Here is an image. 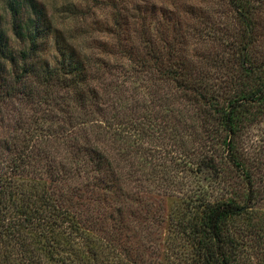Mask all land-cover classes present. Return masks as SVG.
<instances>
[{
  "label": "trees",
  "instance_id": "trees-1",
  "mask_svg": "<svg viewBox=\"0 0 264 264\" xmlns=\"http://www.w3.org/2000/svg\"><path fill=\"white\" fill-rule=\"evenodd\" d=\"M120 1L121 7L119 0L103 4L120 28L139 24L130 28L136 42L122 48L129 63L94 61L90 75L91 64L64 52L52 65L33 64L42 11L35 0H9L13 28L27 42L14 57L0 30V264H249L242 258L248 243L232 227L237 219L258 221L252 208L262 159L246 155L239 142L264 121L256 8L250 0H226L233 12L230 32L219 31L214 19H199L196 37L215 42L221 53L205 52L197 63V57L187 58L182 32L169 35L165 25L152 32L138 7L123 14L127 0ZM82 12L84 19L90 16ZM6 63L19 64L17 71L6 72ZM207 69L212 78L204 77ZM128 70L154 83L145 92L136 88L130 103L119 107L123 92L129 99L120 76ZM170 81L189 102H179V115H173L179 124L172 126L186 131L188 119L210 152L201 160L218 159L216 195L187 193L183 213L167 211L161 200L166 195L155 193L175 183L166 171L173 157L149 143L170 128L152 122L174 111L165 107L162 85ZM162 227L168 232L164 242Z\"/></svg>",
  "mask_w": 264,
  "mask_h": 264
},
{
  "label": "rangeland",
  "instance_id": "rangeland-1",
  "mask_svg": "<svg viewBox=\"0 0 264 264\" xmlns=\"http://www.w3.org/2000/svg\"><path fill=\"white\" fill-rule=\"evenodd\" d=\"M35 1L39 4V10L42 11V13L38 14L41 16L43 31L37 41L38 50L36 51V57L32 58L33 64L37 63L40 66L44 63H49L52 65L56 63V60L63 58V56L65 58L71 57L76 60H83L87 65L91 64L90 75L96 73L94 61H107L114 66L124 65L126 67L128 65L129 61L124 56L122 48L136 42V32L130 30V28L133 29L135 26L138 28L139 24H133L132 22L131 27L122 24L121 28L119 27V20H115L114 24L112 11L103 4L104 1L110 0ZM250 1L256 8L254 18L257 20L258 38L254 54L259 57L264 51V0ZM97 2L100 3L98 4ZM118 4L121 7L123 3L119 0ZM137 7L141 15H145V22L148 21V26H150L152 32L157 28V25L159 28L165 25L166 29L163 28L165 33L167 32L170 35V31L173 34L179 30L185 38L187 37L188 59H192V57L196 59V57L202 56L205 52L211 56L221 53V48L215 42H202L201 39L196 37L195 30H198L199 26H201L199 19L207 21L214 19L219 31H233V12L226 0H180L177 1L176 9H173L172 0H127V9L129 11L121 9V12L123 14H130L133 11L137 13ZM25 8L26 6L23 5L18 13V19L21 22L27 16ZM82 11H88L90 16L84 19ZM12 15L13 12L9 6V0H0V30L3 32L4 44L7 46V51L12 53V56L17 57L19 51L26 45L27 40L26 36L21 38L20 35L16 34L13 28ZM61 52H64L63 56L60 55ZM199 60L198 58L197 63H199ZM6 66V72L15 73L19 64L6 63ZM128 71L129 73L122 72L120 76L126 79L124 85L128 87L129 99L126 100L127 91L123 92L119 96L121 98L119 107L130 103L132 97L130 94L132 92H137V90L145 92L144 86L152 87V83H154L153 79L147 75L136 74L131 70ZM116 74L114 73V75ZM203 74L204 77L210 75L211 78L214 75L213 70L208 69L204 70ZM107 76L110 75L107 73ZM162 85L164 86L165 99L168 102L165 107L174 109V111L168 112L167 110L164 118L152 120L153 123H159V125H162V123L169 124L170 128L166 130L164 137L159 133L158 136L155 134L154 140L150 139L149 143H159V147H163L170 153L169 155H172L173 159H169L170 168H167L166 171L169 175L170 172L172 173L171 177L175 180V183L171 185L170 191L158 189L155 193L159 191V195H166L161 197V200L165 202L168 208L167 211L169 209H177L176 211L180 210L183 213L184 204L182 203L183 199L187 198V193L206 191L208 195H210L209 193L213 194V196L216 195V191L220 187L218 186L220 185L219 180L216 178L218 169L216 162L218 159L215 158L214 163H209L208 159L201 160L202 156L209 158L210 152L198 133L196 134V131L200 130V128L196 130L190 128L188 119H186L188 122L185 125L186 131L181 127L176 129L172 126V124H179L175 122L173 115H179L177 110L180 107V103L189 102L171 81L168 83L164 82ZM116 106L118 109L117 104ZM196 119L202 122L204 118L200 116ZM4 128H6V125ZM133 132L136 133V130ZM147 141L148 139H144L145 147ZM239 142L242 149L246 150V155L251 158L259 157L262 159L259 163L261 168L258 169L259 172L256 174L255 180V187L259 193L258 201L255 202V207L252 208V211L257 213L258 221L254 220V225H252L253 222L237 219L232 227L233 233L248 243L242 253L243 260L249 264H257L260 261L263 262L264 259V121L251 126L245 135L239 139ZM159 151L163 152L162 149ZM212 164L214 165L212 166ZM161 171L159 170V173ZM260 221L262 222L261 224H259ZM246 226H251L250 229H253L255 234H251L250 229L248 230ZM160 231L164 242L168 232L163 227ZM184 243H186L185 240Z\"/></svg>",
  "mask_w": 264,
  "mask_h": 264
}]
</instances>
